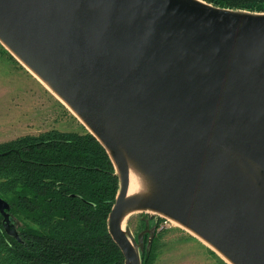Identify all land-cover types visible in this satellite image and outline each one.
I'll use <instances>...</instances> for the list:
<instances>
[{"label":"water","instance_id":"water-1","mask_svg":"<svg viewBox=\"0 0 264 264\" xmlns=\"http://www.w3.org/2000/svg\"><path fill=\"white\" fill-rule=\"evenodd\" d=\"M0 41L107 148L108 217L125 264L156 226L188 228L232 264H264V10L207 0H0ZM133 169L142 189L129 193ZM0 194L6 230L21 240ZM149 233L148 241L145 235Z\"/></svg>","mask_w":264,"mask_h":264},{"label":"trees","instance_id":"trees-1","mask_svg":"<svg viewBox=\"0 0 264 264\" xmlns=\"http://www.w3.org/2000/svg\"><path fill=\"white\" fill-rule=\"evenodd\" d=\"M208 1L264 10V0ZM119 187L107 148L89 129L50 128L0 141V194L22 238L6 230L0 212V264H125L108 225ZM155 237L141 252L142 264L151 260Z\"/></svg>","mask_w":264,"mask_h":264},{"label":"rangeland","instance_id":"rangeland-1","mask_svg":"<svg viewBox=\"0 0 264 264\" xmlns=\"http://www.w3.org/2000/svg\"><path fill=\"white\" fill-rule=\"evenodd\" d=\"M1 49L0 44V141L50 128L88 129L73 110L22 62L23 65ZM146 216H149V227L158 222L149 264H232L208 242L178 222L170 218L157 221L159 215L156 213L133 212L125 219L124 226L129 225L137 235L147 226Z\"/></svg>","mask_w":264,"mask_h":264},{"label":"bare ground","instance_id":"bare-ground-1","mask_svg":"<svg viewBox=\"0 0 264 264\" xmlns=\"http://www.w3.org/2000/svg\"><path fill=\"white\" fill-rule=\"evenodd\" d=\"M32 73L35 76H37L34 72H32ZM37 78H39V77L37 76ZM39 80H41V79L39 78ZM41 82L47 86V84L45 82H43V80H41ZM142 187H143V181H142L141 176L139 174H137L133 169H131L129 193L136 192V191L142 189Z\"/></svg>","mask_w":264,"mask_h":264}]
</instances>
